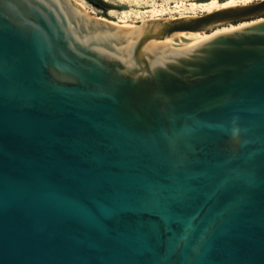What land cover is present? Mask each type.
Segmentation results:
<instances>
[{
    "label": "water",
    "instance_id": "95a60500",
    "mask_svg": "<svg viewBox=\"0 0 264 264\" xmlns=\"http://www.w3.org/2000/svg\"><path fill=\"white\" fill-rule=\"evenodd\" d=\"M262 14L0 0V264H264Z\"/></svg>",
    "mask_w": 264,
    "mask_h": 264
},
{
    "label": "rangeland",
    "instance_id": "374dc122",
    "mask_svg": "<svg viewBox=\"0 0 264 264\" xmlns=\"http://www.w3.org/2000/svg\"><path fill=\"white\" fill-rule=\"evenodd\" d=\"M82 6L87 10L98 16L105 17L111 21L117 22L119 24L122 21L127 23H138L150 17H178L187 15H199L204 12L213 10L220 6L222 3L229 2V4H240L254 2L256 0H224L220 2L219 0H104L111 7L106 12L101 9H97L86 0H77ZM210 4V2H212ZM264 17V14L261 15ZM256 19V18H253ZM250 22L249 20L231 22L224 24L222 26L215 27L212 30L205 32L210 34L212 31L221 30L223 28H228L231 26H238L242 23ZM179 39H186L185 36Z\"/></svg>",
    "mask_w": 264,
    "mask_h": 264
},
{
    "label": "bare ground",
    "instance_id": "6f19581e",
    "mask_svg": "<svg viewBox=\"0 0 264 264\" xmlns=\"http://www.w3.org/2000/svg\"><path fill=\"white\" fill-rule=\"evenodd\" d=\"M211 3H213V1L212 2H210V4ZM229 4V2H226V3H222V4H220V6H225V5H228ZM81 5H82V3H81ZM84 7V6H83ZM85 8V7H84ZM86 9V8H85ZM114 22V21H113ZM142 22V21H141ZM114 23H117V22H114ZM138 23H140V22H138ZM248 23V22H247ZM247 23H242V24H239L238 26H231V27H226V28H223V29H219V30H215V31H212L210 34H206V33H199V32H190V33H184V32H182V33H179L178 35H177V39H175V37H172V36H169L168 38L170 39V40H174V41H179V42H182V43H185V44H193V43H197V42H201V41H205L206 39H208V38H210L212 35H214V34H216V33H218V32H222V31H228V30H232V29H235V28H238V27H240V26H243V25H245V24H247ZM121 24H135V23H127L125 20L124 21H122V23ZM137 24V23H136ZM182 36H185L186 37V39L184 40V39H179L180 37L182 38Z\"/></svg>",
    "mask_w": 264,
    "mask_h": 264
},
{
    "label": "trees",
    "instance_id": "16d2710c",
    "mask_svg": "<svg viewBox=\"0 0 264 264\" xmlns=\"http://www.w3.org/2000/svg\"><path fill=\"white\" fill-rule=\"evenodd\" d=\"M89 4L94 6L97 9H101L103 12H106L109 10L111 7L107 2L104 0H86ZM220 2H223L224 0H219Z\"/></svg>",
    "mask_w": 264,
    "mask_h": 264
}]
</instances>
